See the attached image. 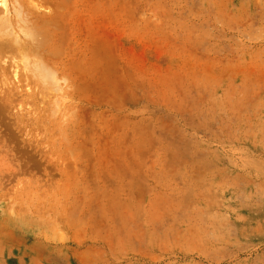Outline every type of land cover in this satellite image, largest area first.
I'll use <instances>...</instances> for the list:
<instances>
[{
    "label": "rangeland",
    "instance_id": "rangeland-1",
    "mask_svg": "<svg viewBox=\"0 0 264 264\" xmlns=\"http://www.w3.org/2000/svg\"><path fill=\"white\" fill-rule=\"evenodd\" d=\"M7 2L0 264H264V0Z\"/></svg>",
    "mask_w": 264,
    "mask_h": 264
},
{
    "label": "bare ground",
    "instance_id": "bare-ground-1",
    "mask_svg": "<svg viewBox=\"0 0 264 264\" xmlns=\"http://www.w3.org/2000/svg\"><path fill=\"white\" fill-rule=\"evenodd\" d=\"M8 2L7 0H0V7L3 10L0 12L2 17L0 18V49L8 50L11 54H19L20 61L24 65L25 70L31 69L36 76L43 81L45 86H54V76L47 66L46 63L50 60L49 49L46 47V33L42 30L38 32H31L26 30V24L24 18H22L21 13L15 11L14 16L16 17V27L21 30L24 36V40H29V44H26L21 40L20 36H15L13 32V24L8 16ZM23 21V22H22ZM46 24V22L44 23ZM37 32V34H36ZM5 38H9L5 40Z\"/></svg>",
    "mask_w": 264,
    "mask_h": 264
}]
</instances>
